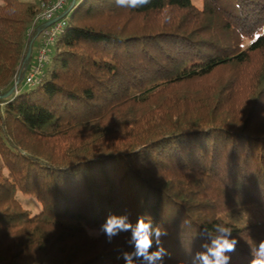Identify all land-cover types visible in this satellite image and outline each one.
Wrapping results in <instances>:
<instances>
[{"label": "trees", "instance_id": "16d2710c", "mask_svg": "<svg viewBox=\"0 0 264 264\" xmlns=\"http://www.w3.org/2000/svg\"><path fill=\"white\" fill-rule=\"evenodd\" d=\"M49 1L0 0V264H125L131 233L108 243L109 215L165 228V264H191L201 231L224 224L231 264H250L264 240V0H70L26 85L47 24L27 32Z\"/></svg>", "mask_w": 264, "mask_h": 264}, {"label": "clouds", "instance_id": "9594fccd", "mask_svg": "<svg viewBox=\"0 0 264 264\" xmlns=\"http://www.w3.org/2000/svg\"><path fill=\"white\" fill-rule=\"evenodd\" d=\"M115 3L121 8H138L147 5L150 0H115ZM100 231L106 235L108 243L122 232L131 233L128 243L134 250L122 254L125 264H165V257L170 256L161 240L169 233L160 225L154 226L150 216H139L133 225L127 215H109ZM214 232L215 235L208 229L201 231L200 235L206 242L201 245L202 251L192 255L191 264H231L229 254L235 252L239 240L232 236V228L224 224H216ZM154 244L156 249L152 250ZM251 254L253 259L250 264H264V240L257 243Z\"/></svg>", "mask_w": 264, "mask_h": 264}, {"label": "built area", "instance_id": "2783aa9c", "mask_svg": "<svg viewBox=\"0 0 264 264\" xmlns=\"http://www.w3.org/2000/svg\"><path fill=\"white\" fill-rule=\"evenodd\" d=\"M69 1L70 0H52L39 4V12L35 16L32 26L27 32V35H30V33L38 25L47 24V26H44L38 32L40 44L35 54L33 64L31 65L30 70L25 77L24 81L26 85L34 86L42 79L44 68L49 60L50 50L64 27V21L58 18L56 19V17L64 9ZM54 19H56L55 22L48 25V23ZM16 83L17 77H14V86H16Z\"/></svg>", "mask_w": 264, "mask_h": 264}, {"label": "rangeland", "instance_id": "374dc122", "mask_svg": "<svg viewBox=\"0 0 264 264\" xmlns=\"http://www.w3.org/2000/svg\"><path fill=\"white\" fill-rule=\"evenodd\" d=\"M27 1H34V0H27ZM37 38L39 39V37H37ZM39 44H40V39H39ZM35 48H36V45L33 47V51H32L33 53H34ZM31 60H32V57L30 58V62H31ZM29 88L30 87H28V86H24L22 89H29ZM18 201L24 209L29 210L32 214H34L35 212H38L40 209L39 205L31 197H25L22 195H18Z\"/></svg>", "mask_w": 264, "mask_h": 264}, {"label": "crops", "instance_id": "0c3cea01", "mask_svg": "<svg viewBox=\"0 0 264 264\" xmlns=\"http://www.w3.org/2000/svg\"><path fill=\"white\" fill-rule=\"evenodd\" d=\"M35 45H36V48H35V50H34V53L31 52L32 60H31V62H30V65L33 64V61H34V58H35V54H36L37 49H38V46H39V39H38V38L34 41V44H33V46H32V50H31V51H33V47H34ZM32 53H33V54H32ZM32 55H33V56H32Z\"/></svg>", "mask_w": 264, "mask_h": 264}, {"label": "water", "instance_id": "95a60500", "mask_svg": "<svg viewBox=\"0 0 264 264\" xmlns=\"http://www.w3.org/2000/svg\"><path fill=\"white\" fill-rule=\"evenodd\" d=\"M55 20H56V19L50 21V22L48 23V25H50V24H52L53 22H55ZM29 54H30V52H28V54H27V56H26L27 58L29 57Z\"/></svg>", "mask_w": 264, "mask_h": 264}]
</instances>
